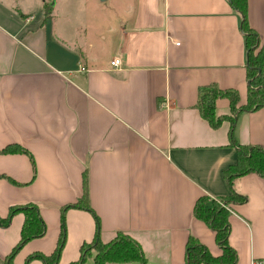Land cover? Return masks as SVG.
<instances>
[{"label":"crops","instance_id":"0c3cea01","mask_svg":"<svg viewBox=\"0 0 264 264\" xmlns=\"http://www.w3.org/2000/svg\"><path fill=\"white\" fill-rule=\"evenodd\" d=\"M57 4L0 0V150L17 144L27 150L0 153L6 175L0 216L11 205L36 203L46 229L26 240L12 263L54 250L60 209L80 199L84 174L92 212L65 210L57 264L77 260L82 242L97 230L102 241L128 232L145 264H184L189 236L219 255L215 230L192 209L202 195L231 194L224 170L237 149L231 121L212 126L196 100L199 86L216 84L235 89L238 105L246 103L239 11L229 0H129L114 22L98 19L73 36ZM247 9L248 24L264 43V0H247ZM113 57L120 66L111 65ZM215 102L216 115H231L227 98ZM236 117L235 140L264 146V106ZM233 186L247 199L227 205L229 244L234 264H250L264 259V175L248 172ZM23 220L19 211L0 225V264H8ZM92 253L81 264H94ZM28 264L45 262L35 256Z\"/></svg>","mask_w":264,"mask_h":264},{"label":"trees","instance_id":"16d2710c","mask_svg":"<svg viewBox=\"0 0 264 264\" xmlns=\"http://www.w3.org/2000/svg\"><path fill=\"white\" fill-rule=\"evenodd\" d=\"M231 6L240 13V28L246 42L247 63L246 70L248 76V93L246 103L238 105L239 97L235 89H223L216 84H207L199 86L196 100V107L201 115L206 118L212 126L218 125L222 120L229 119L230 127V144L237 149V158L232 165L224 170V176L230 189V195L225 197L212 198L208 195L199 197L193 206L194 215L204 221L215 230L218 244L222 247L219 255L212 254L205 244H202L194 236L188 237L185 251L184 264H234L237 260L235 249L229 244L228 233L230 224L228 222L229 209L227 205L233 202H244L247 197L238 193L233 181L235 177L256 172L260 176L264 175V146L259 144H240L234 138V126L236 116L246 110H255L264 106V44L258 53L254 55L255 49L259 47L260 39L257 32L248 24L247 21V0H229ZM219 97H225L230 101L231 115H216L215 100ZM25 152L27 150L20 145H7L0 150V153L7 152ZM6 176L0 174V177ZM83 193L77 201L66 204L60 209L61 224L60 234L54 250L50 254L36 251L25 257V263L28 264L30 259L39 256L45 264H57L60 252L64 246L66 237L65 229V210L69 207L85 208L91 211L88 202V188L86 176L83 177ZM22 212L24 220L21 225L20 238L14 244L12 250L5 256L8 264H13L12 257L20 249L22 244L35 236L43 235L46 232L45 223L39 213V207L36 203H19L11 205L6 216H0V225H7L15 213ZM92 212V211H91ZM94 258V264H104L106 261L120 260H137L139 264H145L146 256L140 243L128 232L118 230L115 235L107 240L102 241L99 237L98 230L92 240L82 242L78 259L69 264H81L88 254Z\"/></svg>","mask_w":264,"mask_h":264},{"label":"rangeland","instance_id":"374dc122","mask_svg":"<svg viewBox=\"0 0 264 264\" xmlns=\"http://www.w3.org/2000/svg\"><path fill=\"white\" fill-rule=\"evenodd\" d=\"M26 2V0H21ZM36 0H32L34 3ZM102 1V2H100ZM58 0L56 9L59 11L65 10L68 15L67 30L71 31L73 36L79 35L83 25L85 27H93L99 19L101 23H112L116 19V13L119 15L121 3L129 0ZM49 5L46 3L45 8ZM264 43L259 44L255 49L254 55L259 52ZM263 49V48H262ZM94 251V250H92Z\"/></svg>","mask_w":264,"mask_h":264},{"label":"built area","instance_id":"2783aa9c","mask_svg":"<svg viewBox=\"0 0 264 264\" xmlns=\"http://www.w3.org/2000/svg\"><path fill=\"white\" fill-rule=\"evenodd\" d=\"M121 63L122 61L119 57H113L111 60V65L115 67L120 66ZM81 70H85V68L81 67ZM250 264H264V259H259V260L253 259Z\"/></svg>","mask_w":264,"mask_h":264}]
</instances>
